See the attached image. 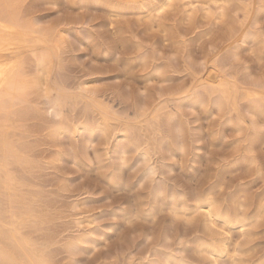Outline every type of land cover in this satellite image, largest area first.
Segmentation results:
<instances>
[{"label": "rangeland", "instance_id": "1", "mask_svg": "<svg viewBox=\"0 0 264 264\" xmlns=\"http://www.w3.org/2000/svg\"><path fill=\"white\" fill-rule=\"evenodd\" d=\"M168 1L19 0L22 22L48 40V84L65 95L55 119L56 95L37 67L43 50L25 51L26 79L42 80L9 122L0 114L24 159L9 162L11 184L0 176V225L37 260L264 264V116L253 122L245 102L254 91L264 98V0ZM168 115L172 132L160 121ZM0 238L14 264H32Z\"/></svg>", "mask_w": 264, "mask_h": 264}, {"label": "bare ground", "instance_id": "2", "mask_svg": "<svg viewBox=\"0 0 264 264\" xmlns=\"http://www.w3.org/2000/svg\"><path fill=\"white\" fill-rule=\"evenodd\" d=\"M170 1V0H169ZM168 1V2H169ZM217 1V0H216ZM152 2V1H150ZM19 0H0V114L4 116L5 123L9 122L10 115H15L16 111H13L12 109L16 106H20L24 101L21 99L22 93H24V90L27 89L29 86L32 85H40L41 78L34 80L33 83H29L26 79V73L23 70V53L25 51H29L32 54L35 52V49H41L43 50V53L40 55V57L37 59V67L40 68L39 71H41L44 84L42 86H45L46 92L55 93V99L53 101L48 102L50 105L48 112H50V115L54 117L55 119L58 118V116L61 113V105L64 104V90L61 87L52 88L48 84V75L47 71L45 70L48 66V64L51 61V54L49 50L47 49L46 44L48 43V40L46 38V35L41 31L35 23L28 24L22 22L20 18V11H19ZM21 4V3H20ZM217 4V3H216ZM206 5V4H204ZM166 7L168 5H165ZM219 6V5H218ZM187 7V6H186ZM135 8V7H134ZM192 8V7H191ZM220 9V8H219ZM264 10V8L262 7ZM162 10V9H161ZM222 10V9H221ZM256 10V9H255ZM258 11V10H257ZM191 14V13H190ZM245 19V18H244ZM246 20V19H245ZM245 23V22H244ZM37 26V27H36ZM243 27V26H242ZM58 31V30H57ZM46 32V29H45ZM233 33V32H232ZM52 34V33H50ZM236 34V33H234ZM64 35V34H62ZM55 36V35H53ZM66 36V35H65ZM243 36V35H242ZM245 36V34H244ZM80 38V37H79ZM245 39V38H243ZM65 40V39H64ZM81 41V40H80ZM242 41V40H241ZM240 41V42H241ZM62 42V41H61ZM71 44V43H70ZM79 44V43H78ZM241 45V44H240ZM66 46V45H65ZM70 46V45H69ZM72 47V46H70ZM56 48V47H55ZM61 48V47H60ZM66 49V48H65ZM72 49V48H71ZM54 50V49H53ZM38 51V50H37ZM55 51V50H54ZM53 51V52H54ZM65 51V50H64ZM63 51V52H64ZM67 51V49H66ZM65 51V52H66ZM40 52V51H39ZM53 52H51L53 54ZM68 53V52H67ZM56 54V53H55ZM61 54V53H60ZM35 55V54H34ZM64 55V54H63ZM37 56V55H36ZM63 57V56H62ZM10 59V60H8ZM57 63V62H55ZM60 65V64H59ZM211 76V75H210ZM216 76V75H215ZM51 77V76H50ZM203 79V78H202ZM201 79V80H202ZM211 79V78H210ZM31 80V79H30ZM198 80V79H197ZM205 80V79H204ZM203 81V80H202ZM218 82V79L216 80ZM210 82V81H208ZM50 83V82H49ZM191 83V82H190ZM225 84V83H224ZM61 85V84H60ZM192 85V84H191ZM220 85V84H219ZM236 85V84H235ZM195 86V84H194ZM210 86H212L210 84ZM33 87V86H32ZM196 87V86H195ZM236 87V86H234ZM31 88V87H29ZM44 88V87H43ZM85 88V87H84ZM199 88V87H198ZM205 88V87H204ZM225 88V87H224ZM222 88L220 91V96L224 99V101L232 100L233 104L235 101V93L234 96L232 93L227 91V89ZM88 89V88H87ZM210 89V88H209ZM214 88L212 87V90ZM259 89V88H258ZM199 90V89H198ZM203 90V89H201ZM216 90V89H215ZM242 90V89H241ZM185 91V90H184ZM187 91V90H186ZM192 91H194L192 89ZM262 91V90H260ZM188 92V91H187ZM190 92V91H189ZM208 92V91H207ZM214 92V91H212ZM245 92V91H244ZM264 93V91H262ZM83 93V91H82ZM88 93V92H87ZM92 93V92H89ZM177 93V92H176ZM179 93V92H178ZM250 93V92H249ZM45 94V93H44ZM73 94V93H72ZM86 94V93H85ZM200 94V93H199ZM216 94V93H214ZM240 94V93H239ZM74 95V94H73ZM78 95V94H77ZM76 95V96H77ZM87 95V94H86ZM91 95V94H90ZM241 95V94H240ZM69 96V95H68ZM67 97V96H66ZM82 97V96H81ZM80 97V99H82ZM94 97V96H92ZM199 97V96H198ZM203 97V96H202ZM202 97L196 98L194 104L198 103L201 104L203 102ZM78 98V97H77ZM184 98V97H183ZM211 98V97H210ZM218 98V96H217ZM47 99V98H46ZM240 99V98H239ZM243 99V98H241ZM86 100V99H85ZM90 100V99H89ZM238 100V99H237ZM46 101V100H45ZM217 101V99H216ZM71 102V101H70ZM83 102V101H82ZM90 102V101H89ZM88 102V103H89ZM173 102V101H172ZM178 102V100H177ZM176 102V103H177ZM188 102V101H187ZM231 102V101H230ZM245 102L247 103L246 111L248 115H251L252 121L256 117V115H263L264 116V98L262 96H259L257 92H253L251 94L246 95ZM214 104V103H213ZM223 104V103H222ZM232 104V105H233ZM245 104V103H244ZM91 105V104H90ZM216 105V104H215ZM235 105V106H234ZM233 105L235 110H238V105L235 103ZM107 107V106H106ZM168 107V106H167ZM65 108V107H64ZM104 108V107H103ZM169 108V107H168ZM245 108V105H244ZM97 109V108H96ZM100 109V108H99ZM111 109V108H110ZM92 111V110H91ZM97 111V110H96ZM103 111V109H102ZM108 111V109H107ZM174 111V110H173ZM240 111V110H239ZM99 112V111H98ZM106 112V111H105ZM153 112V111H152ZM168 112V111H167ZM230 112V111H229ZM109 113V112H108ZM233 113V112H232ZM235 113V112H234ZM48 114V113H47ZM147 114V113H146ZM177 114V113H175ZM63 115V114H62ZM98 115V114H97ZM154 115V114H153ZM239 115V114H238ZM2 116V117H3ZM64 116V115H63ZM62 116V117H63ZM57 117V118H56ZM179 118V117H178ZM2 118H0L1 121ZM95 119V118H94ZM114 119V118H113ZM263 119V118H262ZM64 121V120H63ZM117 121V120H115ZM162 121L168 131L172 132L171 127L175 121V118L171 115L166 116L163 119H160ZM242 121V120H241ZM255 121V120H254ZM253 121V122H254ZM2 122V121H1ZM12 122V121H11ZM102 122V121H101ZM104 122V121H103ZM250 122V121H249ZM4 123V122H3ZM4 123V124H5ZM90 123V122H89ZM88 123V124H89ZM113 123V122H112ZM242 123V122H241ZM66 124V123H65ZM118 124V123H117ZM177 124V123H176ZM181 124V123H180ZM126 125V123H125ZM128 125V124H127ZM252 125V124H251ZM61 126V125H60ZM89 126V125H87ZM104 126V125H103ZM113 126V125H112ZM183 126V125H181ZM4 125L0 124V176H2L3 184H11L13 181L9 174V162L18 165L24 164V159L18 155L14 150L11 149L10 145L5 141V133L3 131ZM91 127V126H89ZM115 127V126H114ZM242 127V125H241ZM61 128V127H60ZM95 128V127H94ZM102 128V127H101ZM164 128V126H163ZM179 129L178 127H176ZM118 129V127H116ZM256 129V128H255ZM66 130V129H65ZM82 130V129H81ZM80 130V131H81ZM135 130V129H134ZM165 130V129H164ZM184 130V129H183ZM242 130V129H241ZM86 131V130H85ZM120 131V130H119ZM118 131V132H119ZM89 131H87L88 133ZM92 132V130H91ZM258 132V131H257ZM66 133V132H65ZM101 133V132H100ZM117 133V132H116ZM124 133V132H123ZM126 137L131 138L132 140V146L139 150V156L145 160H150V153L149 150L146 148H139L137 138L135 137L134 131L127 130ZM148 132H146L147 134ZM175 133V132H174ZM173 133V134H174ZM119 134V133H118ZM91 135V134H90ZM109 135V134H108ZM117 135V134H116ZM139 135V134H138ZM176 135V134H175ZM178 135V133H177ZM155 136V135H154ZM170 137L173 138V136L170 135ZM106 138V137H105ZM165 138V137H164ZM119 139V138H118ZM126 139V138H125ZM252 139V138H251ZM123 140V139H122ZM152 141V140H151ZM157 143V142H156ZM140 145V144H139ZM155 145V144H153ZM160 144V148H161ZM125 147V146H124ZM123 148V147H122ZM121 148V149H122ZM150 148V147H149ZM152 149H154L152 147ZM131 150V148H130ZM129 150V151H130ZM128 151V152H129ZM156 151V150H154ZM122 154V153H121ZM130 154V153H129ZM125 156V154H123ZM136 155V154H135ZM138 155V154H137ZM137 158V156H136ZM155 158V157H154ZM144 162V161H143ZM151 162V161H150ZM149 162V163H150ZM10 163V164H11ZM151 165V164H150ZM157 165V164H156ZM161 165V164H160ZM153 166V165H152ZM146 175L154 176L156 172L155 168L148 166L145 170ZM205 204V203H204ZM203 206V204H202ZM206 206V205H205ZM239 206V204H238ZM241 206H239L240 208ZM262 208V207H261ZM260 208V210H261ZM206 210V209H205ZM264 210V209H263ZM240 211V210H239ZM222 212V211H221ZM264 212V211H263ZM207 213L210 217L215 216V213L212 211L210 206H207ZM242 213V211H241ZM238 213L236 216H234L233 220L236 221L238 216L241 214ZM260 212H258L253 218H257L260 216ZM264 213H262L263 215ZM224 216V215H223ZM232 220V221H233ZM249 219H243L239 222L241 227H244V221H247ZM229 218L223 217L221 218V222L224 226L228 223L232 222ZM257 221V220H256ZM217 223V221H216ZM215 224V223H214ZM14 225V224H13ZM213 225V224H212ZM231 225V224H230ZM221 227V225L219 226ZM226 227V226H225ZM243 229V228H242ZM11 231V230H10ZM228 231V230H227ZM3 236L5 240H7L11 247H14L17 249V251H21L24 256L31 261L32 264H46V261L44 260H37L36 256L33 254V252L25 253V249L23 248V244L21 240L17 238L16 235L13 234V232H9L4 229L2 225H0V237ZM251 236V235H250ZM1 239V238H0ZM3 240V239H2ZM226 245V243H225ZM206 246V245H205ZM210 246V245H209ZM223 246V245H222ZM232 246V245H231ZM217 247V246H216ZM211 248V246L209 247ZM218 248V247H217ZM212 249V248H211ZM29 251V250H28ZM27 251V252H28ZM218 251V250H217ZM221 251V250H220ZM213 254V253H212ZM215 254V253H214ZM217 255V254H216ZM219 255V254H218ZM218 258V257H217ZM40 259V258H38ZM27 260V261H28ZM240 262V261H239ZM237 263V261H236ZM0 264H14V261L12 258H10L8 255L3 253L0 250ZM239 264V263H238Z\"/></svg>", "mask_w": 264, "mask_h": 264}]
</instances>
